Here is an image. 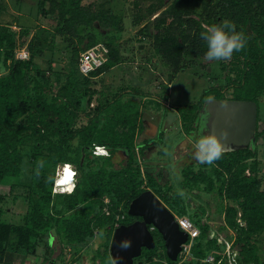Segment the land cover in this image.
<instances>
[{"label": "trees", "instance_id": "1", "mask_svg": "<svg viewBox=\"0 0 264 264\" xmlns=\"http://www.w3.org/2000/svg\"><path fill=\"white\" fill-rule=\"evenodd\" d=\"M132 6L135 8L137 4L133 2ZM146 9L145 14L136 13L131 24L137 25L148 13L152 15L160 10L143 25V29L153 52L173 73L185 70L188 63L193 64L191 59L205 57L207 45L200 38L204 28L200 22L211 25L229 21L236 25L237 31L244 33L246 48L234 52L228 61V70L232 71L233 78L223 87L206 88L196 102L180 106L184 111L179 117L185 132H188L199 116L203 100L225 98L224 91L229 89L228 99L250 100L256 104L255 139L260 138L264 144V113L260 118L257 101L264 95V0H157L155 5ZM37 11L40 16L55 20L58 36L74 38L78 43L73 48L74 59L69 57L77 73L78 54L93 45L95 39L91 32L79 34L80 26L95 23L106 32L123 30L119 16L108 9H96L93 1L37 0ZM15 46V33L0 25V63L3 69L0 73V186H7L6 193L10 195L16 188L24 186L26 180L29 189L26 199L33 211L29 225L0 221V263L6 262L10 249L32 251L39 236L37 230L53 222L55 235L64 245L83 247L96 236L97 246L103 247V251L92 250L91 264H110V232L119 224L137 219L126 213L128 203L148 189L174 216L186 215L197 228V234L187 252L189 259L179 262V255L183 252L175 261L169 260L160 235L151 229L154 246L142 248L136 257H142L144 264H228L230 253L227 251L221 259L219 252L225 244L217 241L218 232L228 226L233 233L231 245L238 247L239 264H259L256 246L258 236L264 237V190L257 185L256 163L246 162L254 154L253 145L250 149L224 152L221 159L210 165L209 173H213L216 180L209 182L207 189L201 191L213 205L204 220L195 218L186 212L184 198L176 195L177 191H172L170 184L165 183L164 189L157 186V179L137 160V154L142 158L147 146L146 143L134 142L136 132L142 131V116L137 106L129 103L131 100L121 99L124 91H136L123 88L107 101L93 99L95 104L90 110L91 115L83 114L86 123L76 125L78 113L59 100L63 93L52 92L32 61L31 47L28 57L20 60L13 57ZM105 46L107 59L89 71V77L106 72L121 62L116 47L111 44ZM85 91L87 98L84 104L88 106L92 92ZM155 143V140L151 141V144ZM95 146L103 147L108 153L93 154L92 147ZM118 150L122 151V159L114 164L111 155ZM86 155L89 158H85L84 164H78L79 157ZM41 160L44 168L37 177L35 169ZM27 163L35 177L34 183L28 180ZM63 163L73 164L79 171L74 178L73 190L52 193L53 182H46V178L53 176L58 164ZM204 174L200 171L196 176ZM226 174L228 181L223 195L221 191ZM196 176L185 172L181 179L182 184L187 181L188 193L193 188L198 189ZM3 195L0 194V202ZM205 204L208 206L206 201ZM201 209L204 211L203 207ZM2 211L0 203V214ZM217 214L222 216L223 224H209L208 221L216 220ZM237 216L242 225L235 221ZM157 246L162 248V257L152 258ZM210 251L214 254L213 262L203 261Z\"/></svg>", "mask_w": 264, "mask_h": 264}, {"label": "rangeland", "instance_id": "2", "mask_svg": "<svg viewBox=\"0 0 264 264\" xmlns=\"http://www.w3.org/2000/svg\"><path fill=\"white\" fill-rule=\"evenodd\" d=\"M89 1L94 2L96 9H108L111 13L119 16L122 21L123 30L120 32H106L94 23L89 26H80L77 32L79 34L88 32L94 34V43L90 47L95 46L98 52L102 54L101 58H104V61L107 59L105 44L115 46L119 52L120 63L109 68L106 72L93 77L88 76L89 71L85 74L79 71L77 73L73 69L74 64L70 62L69 57L74 59L75 52L73 48H76L78 43L74 38L57 35L55 20L38 14L37 0H0V25L10 28L15 33L16 46L13 51V57L16 58L17 51L23 50L27 55L20 60L26 59L30 53L29 47H31V52L33 53L32 61L35 67L42 73L41 75L46 79L53 93H63V98L59 96V100L68 109L78 113L75 122L79 126H83L86 123L83 114L84 112L90 114V110L95 104L93 99L99 98V101H107L113 93L123 88H128V90H133V92L136 91V93L124 91L121 99L131 100L129 103L136 105L138 110H140V117L147 112L159 114L161 124L158 132L161 131L163 133L161 134V139L158 138L159 133L150 139L142 132H136L134 137L135 143L140 142V144L146 143V145H149L151 140H155V145H158L149 150L145 149L142 158L136 153L137 148L134 147L139 164L144 167L152 166L153 168L151 169L145 168L151 174H154L157 170L160 171V176L156 178L157 186L160 188L164 189V184L166 183L171 185L172 191L183 190L186 193L183 201L186 212L191 213L195 218L204 220L213 202L209 197L207 198V196L202 194L201 190H206L209 182L216 180V176L213 173H209L210 165L198 164L194 159L193 153L195 149L191 141L185 142V146L183 144L177 145L178 143H183L182 138L187 136L179 117L184 111L180 106L196 102L202 91L210 86H225L228 80L233 78L232 71L228 70L230 69L228 61H208L205 57H196L195 59H191V63H193L191 65L187 61L188 64L185 70L173 73L161 62L158 55L153 52L149 45V38L146 37L145 30L143 29V25L148 20L153 19L160 10L152 15L148 13L137 25L131 24L136 13L142 14L144 12L143 14H145V8L148 9L149 5H155L157 0H83V3ZM133 2L137 4V7L134 8L132 6ZM197 11H199V8ZM200 23L203 27L209 25L203 21ZM139 45H142V47L139 48ZM2 71L0 63V73ZM37 77L39 79V76ZM167 83H169V86H167ZM85 90L92 92L91 102L88 106L84 104V99L87 98V91ZM229 92V89L224 91L225 98H228ZM81 95L84 97H81ZM166 100L168 101L167 104H165ZM257 101L258 114L262 118L264 113V95L259 97ZM96 147L100 150L96 149V152L105 151L108 153L103 147L95 146L92 149L94 150ZM253 153V156L247 159L246 162L247 164L256 163L257 185L260 189L264 190V144L260 138L255 139L253 143ZM86 157L89 158L87 155L79 157L78 164H84L83 161H85ZM121 159L122 151L118 150L111 155V160L114 164L119 163ZM70 166L72 169H76L73 164H70ZM26 168L28 169L27 171H31L29 163L26 164ZM56 170L54 171V175ZM200 171L205 172L204 176H196L200 174ZM185 172L193 173L198 177V185H195L198 189L193 188L188 193L185 186L187 181L183 184L181 183ZM31 173L28 180L34 183L35 177ZM75 173L76 175L79 173L78 169L75 170ZM245 173L248 174L247 170ZM76 175L74 176L75 179ZM227 181L228 177L226 174L221 191L223 195ZM188 183L191 185L190 182ZM180 184L183 186L180 187ZM7 190V186H0V194H4L3 200L0 202L3 210L0 214V221L16 225H29L33 207L26 199L29 193V189L26 187V180L24 186L16 188L10 195H7ZM51 192L54 193L53 191ZM205 201L208 206L205 204ZM200 207H203L204 211ZM102 210L105 211L104 206ZM174 217L177 218L179 216L175 215ZM180 217L188 219L186 215ZM221 220L222 216L217 214L216 220L213 222L208 221V223L216 225ZM235 221L239 225L243 224L238 216ZM221 223L223 224V222ZM53 228V222H48L45 227L38 229L39 236L36 237L34 249L32 251L10 249L7 252L4 260L6 262L4 263L91 264L89 259L92 250L97 248L100 252L103 251V247L97 246L98 239L96 236L93 241L83 247L64 245L58 240ZM214 228L215 226H212V229ZM195 229L197 234V228L195 227ZM111 233L112 231L109 236H111ZM232 234L229 226L218 232L217 241L225 244L222 252H219L220 258L224 259L225 253L228 251L230 253V257L227 259L228 264H239L238 247L231 245ZM256 250L259 264H264L263 236H258ZM162 252V248L157 246V249L152 254V258H161ZM212 252L210 251L203 261L212 263L214 257ZM179 256V262L189 259L187 253ZM144 263L145 261L142 257L136 258L134 261V264Z\"/></svg>", "mask_w": 264, "mask_h": 264}, {"label": "water", "instance_id": "3", "mask_svg": "<svg viewBox=\"0 0 264 264\" xmlns=\"http://www.w3.org/2000/svg\"><path fill=\"white\" fill-rule=\"evenodd\" d=\"M205 111L209 113V119L203 129L199 125V135L201 131L216 133L225 146L224 152L252 148L256 127V104L253 101L207 98L201 104L199 115ZM159 119V114H142L146 135L152 137L156 133ZM225 130L228 133L226 137L219 135ZM126 213L138 219L113 228L108 245L111 260H115L116 264H132L142 248L151 249L154 246L151 229L160 235L166 257L171 261L176 260L181 245L186 241V233L150 190L146 189L131 199ZM122 241L130 242L131 247L121 249L119 245Z\"/></svg>", "mask_w": 264, "mask_h": 264}, {"label": "clouds", "instance_id": "4", "mask_svg": "<svg viewBox=\"0 0 264 264\" xmlns=\"http://www.w3.org/2000/svg\"><path fill=\"white\" fill-rule=\"evenodd\" d=\"M200 38L206 42L205 59L208 61H229L234 52L243 51L247 46V37L242 31H237L236 25L229 21L205 26L200 33ZM208 119L209 113L207 111L200 115L197 123L201 129H203ZM227 134L225 130L219 135L226 137ZM193 147L195 149L193 156L198 164L213 165L222 158L225 151V146L216 133L204 131L200 132L199 138L195 140ZM43 168L44 161H38L35 169L37 177L41 175V169ZM75 175L76 173L71 170V166H65L59 178L48 176L46 182L51 183L55 180L62 186L61 190L71 192L74 187L73 180ZM61 181H64V183ZM176 195L181 198L186 197V193L183 190H177ZM119 247L127 250L131 247V244L130 242L122 241ZM110 264H116V261L110 259Z\"/></svg>", "mask_w": 264, "mask_h": 264}, {"label": "built area", "instance_id": "5", "mask_svg": "<svg viewBox=\"0 0 264 264\" xmlns=\"http://www.w3.org/2000/svg\"><path fill=\"white\" fill-rule=\"evenodd\" d=\"M26 55L27 54L25 51L20 50V51H17L16 58L17 59L18 58L23 59L26 57ZM101 56H102V54H100L98 52V50L95 46H92V47L85 49L84 51L80 52L78 57H77V65H76L77 70L80 73L85 74L87 71H90V70L98 67L99 65H101L104 62V58H101ZM96 149H98V148L96 147L92 153L93 154H100L99 152H96ZM104 154H106L105 151H104ZM65 166H70V164L63 163V164L57 166V168H59V167L60 168L56 170L55 178H57V176H60L61 170H63ZM71 170L74 171L72 168H71ZM57 183L58 182H56L54 180L53 185H52V191L54 193H56V192H59V193L67 192V191L61 190L62 186H60ZM175 221H176L178 227L186 233V241H185V243H183L181 245V252H183V254H186L188 252L192 238H194L196 236V229L192 225V223L185 217H177V218H175Z\"/></svg>", "mask_w": 264, "mask_h": 264}, {"label": "flooded vegetation", "instance_id": "6", "mask_svg": "<svg viewBox=\"0 0 264 264\" xmlns=\"http://www.w3.org/2000/svg\"><path fill=\"white\" fill-rule=\"evenodd\" d=\"M199 114V113H198ZM154 115V113L152 114L151 113V116H153ZM199 117H200V115L198 116V118H197V120L192 124V127H191V129L190 130H188V132H186V135L187 136H185V138H186V140H187V142L188 141H191V143H193V145H194V142H195V140L196 139H198L199 138V134H198V129H199V124L197 123V121H198V119H199ZM143 124V123H142ZM160 124H161V119H159V121H158V127H157V130H156V133L153 135L154 137L155 136H157V133H159L158 132V128L160 127ZM160 129V128H159ZM147 138L149 137L148 135H146V133H145V125L143 124L142 125V131H141ZM160 133H161V131H160ZM161 134H163V133H161ZM164 134H165V132H164ZM153 136L152 137H149L150 139L151 138H153ZM149 139V140H150ZM160 139H161V137H160ZM152 141V140H151ZM159 142V141H158ZM156 146H158V145H155V144H149V145H147L146 146V150H149L150 148H153V147H156ZM146 168H147V166H145ZM149 168H153L152 166H150ZM159 169V168H158ZM155 178H158L159 176H160V171L159 170H157L154 174H152ZM138 219V218H137Z\"/></svg>", "mask_w": 264, "mask_h": 264}, {"label": "crops", "instance_id": "7", "mask_svg": "<svg viewBox=\"0 0 264 264\" xmlns=\"http://www.w3.org/2000/svg\"><path fill=\"white\" fill-rule=\"evenodd\" d=\"M168 85L167 86H169V83H167ZM168 99V98H167ZM159 101V100H158ZM168 103V101L166 100V103L165 104H167ZM180 141V140H179ZM182 142L183 143H178L177 145L178 146H180L181 144H183V146H185V142H187V140H186V138H185V136L182 138ZM150 166H147V168H149ZM151 169V168H150ZM160 169V168H159ZM152 171V170H151ZM5 264V263H4Z\"/></svg>", "mask_w": 264, "mask_h": 264}, {"label": "bare ground", "instance_id": "8", "mask_svg": "<svg viewBox=\"0 0 264 264\" xmlns=\"http://www.w3.org/2000/svg\"><path fill=\"white\" fill-rule=\"evenodd\" d=\"M102 149V148H101ZM98 151H100L99 149H98ZM100 154H104V152L102 151V152H100ZM63 172V170H61V173ZM60 173V174H61ZM60 176H57V178H59ZM58 184V183H57Z\"/></svg>", "mask_w": 264, "mask_h": 264}, {"label": "snow or ice", "instance_id": "9", "mask_svg": "<svg viewBox=\"0 0 264 264\" xmlns=\"http://www.w3.org/2000/svg\"><path fill=\"white\" fill-rule=\"evenodd\" d=\"M62 183H64V181H61Z\"/></svg>", "mask_w": 264, "mask_h": 264}]
</instances>
